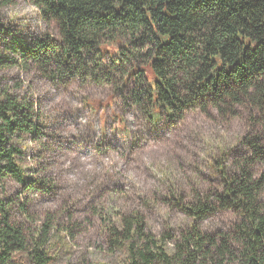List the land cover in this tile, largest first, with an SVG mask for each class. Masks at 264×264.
<instances>
[{"label": "trees", "instance_id": "1", "mask_svg": "<svg viewBox=\"0 0 264 264\" xmlns=\"http://www.w3.org/2000/svg\"><path fill=\"white\" fill-rule=\"evenodd\" d=\"M25 1L56 24L58 37L43 33L26 40L12 33L4 48L16 58L0 48V70L32 63L51 78L87 72L114 82L112 71L120 81L115 91L133 79L128 99L144 106L152 122L163 116L177 121L189 109L208 106L223 111L249 105L264 112V0ZM13 2L0 0V7ZM13 90L0 78V182L10 177L25 190L49 189L47 180L25 176L18 143L26 136L40 140L41 124L34 102ZM83 101L90 110L102 104L86 96ZM261 123L241 140L245 150L213 163L220 191L195 195L193 203L175 197L190 226L155 236L140 213L120 214V226L103 220L108 249H125L127 264H264V115ZM117 130L129 134L123 126ZM9 208L0 200V264H12L17 253L26 255L21 264H50L52 217L35 235L12 221ZM220 210L235 214L230 228L202 231L200 220Z\"/></svg>", "mask_w": 264, "mask_h": 264}, {"label": "rangeland", "instance_id": "2", "mask_svg": "<svg viewBox=\"0 0 264 264\" xmlns=\"http://www.w3.org/2000/svg\"><path fill=\"white\" fill-rule=\"evenodd\" d=\"M12 33L26 40L43 33L58 37L56 24L45 22L25 0L0 7V48L16 58L4 48ZM28 64L27 69L13 65L0 70V78L34 102L42 136L36 141L26 136L18 145L25 176L47 180L49 189L25 190L8 177L0 182V200L27 233L37 235L52 217L50 264H127L125 249H108L103 225L109 219L120 226V214L140 213L155 236L190 226L192 219L175 197L181 204L193 203L195 195L220 191L222 180L213 163L245 150L241 140L262 129L264 112L249 105L223 111L193 108L177 121L163 116L152 122L144 106L128 99L133 79L115 91L120 81L112 71L117 84L97 81L87 72L51 78ZM101 66L108 68L107 57ZM84 96L102 104L90 110ZM120 126L128 136L117 130ZM234 220L232 211L220 210L200 220L199 227L214 233L228 230ZM26 261L25 254L17 253L12 264Z\"/></svg>", "mask_w": 264, "mask_h": 264}]
</instances>
